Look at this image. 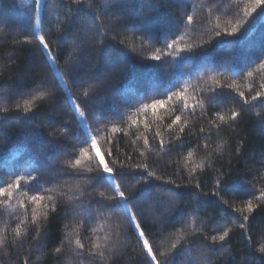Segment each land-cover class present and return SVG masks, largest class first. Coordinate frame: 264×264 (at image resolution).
Segmentation results:
<instances>
[{
  "label": "trees",
  "instance_id": "1",
  "mask_svg": "<svg viewBox=\"0 0 264 264\" xmlns=\"http://www.w3.org/2000/svg\"><path fill=\"white\" fill-rule=\"evenodd\" d=\"M253 6L254 0H83L80 5L42 0L39 34L49 44L46 50L58 75L35 32L37 1L0 0V178L5 182L22 178L10 207L0 197V264H88L87 250L116 242L118 224L119 246L114 253L105 250L111 258L98 264H149L124 215L101 212L93 203L100 199L99 191L111 189L106 184L93 189L80 177L96 173L81 170L77 175L68 168L89 138L72 103L83 111L86 127L97 135L106 160L115 159L114 167L121 162L131 166L118 182L139 210L158 260L264 262L259 251L264 245V201L252 199L253 193L259 196L264 191V99L244 104L235 91L223 87L233 84L248 99L261 90L264 6L245 15V8ZM188 15L193 25L187 23ZM237 22L239 31L224 35ZM172 40L177 42L174 49L185 51L172 50L159 62L150 59ZM181 89H187L185 100L174 98L155 114L151 108L136 114L134 106L141 101L166 99ZM211 89L218 94L215 103ZM40 96L44 98L37 99ZM198 101L203 107L193 112L191 106ZM185 102L188 108L183 107ZM26 106L31 110L25 112ZM232 111L240 113L235 121L227 119ZM217 113L226 121L216 119ZM134 114L139 123L129 128V116ZM175 115L181 116V123L168 128ZM112 126L123 131L112 133ZM97 128L102 131L97 133ZM201 163L203 171L197 167ZM144 165L147 169L138 167ZM32 177L50 189L41 194L53 197L55 212L53 201L30 203L28 198L36 194L28 190L35 187ZM217 178L222 185L219 198L212 195ZM250 199L258 206L245 213L249 221L244 222L232 207L243 208ZM227 229L231 232L225 241L211 242ZM109 235L111 242L105 240ZM76 239L85 245L83 257L73 254ZM56 248L61 249L59 254Z\"/></svg>",
  "mask_w": 264,
  "mask_h": 264
},
{
  "label": "snow or ice",
  "instance_id": "2",
  "mask_svg": "<svg viewBox=\"0 0 264 264\" xmlns=\"http://www.w3.org/2000/svg\"><path fill=\"white\" fill-rule=\"evenodd\" d=\"M83 0H72V3L80 5L82 4ZM264 6V0H254V6L251 9L245 8V15H251L252 12L256 11V8ZM71 10V9H70ZM187 23L189 25H193V17L191 15L187 16ZM220 25L217 22L216 28H219ZM241 25L239 22L234 24L232 26L231 31L225 30L224 35L227 36H233L235 35ZM216 37L221 36L220 31L215 32ZM115 38V37H114ZM27 42V41H25ZM123 42V41H121ZM39 43L43 46L44 49H49V44L45 41V38L43 36L39 37ZM176 40H172L171 42L165 41V47L164 49H157L153 55L150 56V59L153 61H161L164 56H171L172 50H176L179 52L185 51V49H174V46L176 44ZM202 46V45H201ZM191 51V48L188 49ZM175 59V57H173ZM189 60L194 59V57H188ZM163 66V65H159ZM261 68H264V64H261ZM249 76H252L253 73L249 72ZM211 79V78H210ZM215 83L220 86L219 81H215ZM223 87H226L227 89H230L232 91H235L236 94L240 97L241 100H243L244 104H249L254 101L262 100L264 99V81H262L259 85L261 90H257L254 95H251V98L248 99L245 97L244 92L239 91L238 88L234 87L233 84H228ZM211 91L214 93L211 102L215 103L217 100V95L215 89H211ZM187 92V89H181L180 91H174L171 95H167L165 98H157L153 99L150 103H145L143 101L140 102L139 105H135L136 107V114H146L147 110L149 108L152 109L153 114H155L156 110L159 108H164L165 105H169L171 102H173L174 98L179 100H185V93ZM223 94V93H220ZM83 96L85 98V103L87 102V99L89 97V91L85 90L83 93ZM43 96L37 97V99H43ZM203 107V101H198L197 103L193 104L192 110L195 112L196 107ZM19 107V106H17ZM184 108H188L189 105L185 102L183 105ZM30 106L25 107V112L30 111ZM173 112L176 111V109H171ZM75 111L79 112L81 116H83V111L80 109L79 105L75 106ZM124 115H127L125 113ZM240 115L237 111H232L230 117L227 119H230L232 121H235L237 117ZM121 120H123V116L120 117ZM216 119H218L220 122H225L226 117L222 113L216 114ZM128 127L132 128L138 125L139 121L136 118V115L129 116L128 120ZM181 123V116L175 115L174 119L171 120V123L167 125L168 128H172L174 125H179ZM213 124H215V121H213ZM108 125H105V128H107ZM147 127V125H145ZM218 127V126H217ZM102 129L97 128L96 132H101ZM110 131L112 133H118L120 131H123V129L112 126ZM180 132L184 131L183 127L179 128ZM201 132H203V128L201 129ZM127 135V132L125 133ZM156 136H160V133L157 132ZM139 139V137H138ZM179 139V137H177ZM110 140V138H109ZM135 143V142H134ZM143 143L145 148L148 147V137L145 136L143 138ZM207 147V144H205V148ZM160 149L164 150V140L163 137H160ZM150 151V149H149ZM167 151H172V149H168ZM78 155H76L73 160L68 164V168H70L73 172H76L77 175H79L80 171H87L88 173H96V175H89V176H82L80 178L85 179L89 181V183L92 185L93 189H96L98 187L102 188L106 184L109 189H111L110 193H106L105 191H99L98 196L100 197L99 200H93V203L96 204L97 208L101 212H107L111 215L120 216L121 214L124 215V217L127 219L129 226H131L135 231L134 235L137 238V243L142 247L144 252L146 253V257L149 258V264H172L171 260L166 261H160L157 259V256L153 252V247L149 242V238L146 236L145 230L141 226V222L139 220V210L136 209L135 205L131 203V199L128 195H126V191L122 189V184L118 181H121L125 176H127L129 173L125 171L126 168H130V165H126L125 163L121 162L118 167H114L116 165L115 159H109L106 160L105 155L101 154L100 148L98 146V138L97 135L93 134L88 139L84 140L83 144L78 148ZM144 153H141L143 155ZM191 155V154H189ZM108 157H112L113 153L112 151L107 152ZM128 159H131V157H128ZM87 161L88 166L84 167L83 162ZM112 165V166H110ZM138 167H144L147 169V166H138ZM203 171L205 165L203 163L197 165ZM210 167V165H209ZM66 171V170H65ZM149 175H152L151 172L148 173ZM21 179L20 177L12 180L11 182H5L2 178H0V197H4L3 203L5 207L11 206V201L13 200L14 193H17L20 190L21 187ZM32 181H35V187L32 189H28L29 191H34L36 194L29 197V201L32 204L39 205L41 202L45 201L47 199L48 201H53V197L51 195H48L47 197L41 192H47L50 191V189L43 188V186L40 184V181L37 177H32ZM180 185L177 184L176 187H179ZM195 187L199 189L201 187V184L199 182H196ZM215 189L212 193L213 196L220 197L221 191H222V185H221V179L217 178L215 182ZM79 199V197H77ZM252 199H255L257 201H264V191L260 192L259 196H256L254 193L252 194ZM252 199L248 200L243 208H236L232 207L233 212H239L242 217L243 221L247 222L249 221V215L251 214L255 207L258 205H254L252 202ZM227 206V202H224ZM20 207L26 208L23 201H20ZM47 205H44V208L47 209ZM35 213V208L32 210ZM52 212L56 211L55 202L52 203ZM248 213V214H245ZM45 218L47 217V212L44 213ZM82 219V218H81ZM33 224H36L37 222V216L33 215L32 217ZM240 223V227L242 229L246 228V223ZM40 225L37 224V236H40L39 232ZM119 228L120 225H117L116 230V242H113L111 246H109V243H105L103 245L101 244H95L92 248L87 250V257H90L91 259L88 260V264H98L100 260H105L106 258H111L110 256L106 257V251L107 253H114L118 248V241H119ZM16 236L19 237L21 235V227L17 225V227L14 229ZM75 231V230H74ZM231 232V229H227L222 231V233H219L218 235H214L212 237L211 242L213 244L217 242H223L226 240V238L229 236V233ZM68 235L71 237L73 233H68ZM106 241H112V237L106 236ZM0 244H3V240H0ZM172 248H176V244L172 245ZM106 250V251H105ZM261 253H264V245H262L259 249ZM55 252L59 254L61 252L60 248H56ZM73 254L77 257H83L85 255V245L81 243L79 239H76L75 241V247L73 249ZM163 255V253H161ZM27 264V262H25ZM70 264V262H69ZM264 264V262H262Z\"/></svg>",
  "mask_w": 264,
  "mask_h": 264
},
{
  "label": "rangeland",
  "instance_id": "3",
  "mask_svg": "<svg viewBox=\"0 0 264 264\" xmlns=\"http://www.w3.org/2000/svg\"><path fill=\"white\" fill-rule=\"evenodd\" d=\"M36 1H37V10H36V19H35L34 27H35V32H36V34H37V36H38V38H39V37H40V34H39V21H40V15H41L42 0H36ZM45 51H46V53H47V55H48V57H49V59H50V62H51V64H52L53 68L56 70V66H55V64H54V62H53L51 56L49 55V53H48V51H47L46 49H45ZM56 72H57V74H58V71H57V70H56ZM58 75H59V74H58ZM60 80H61V79H60ZM61 81H62V80H61ZM72 104H73V108H74V110H75V106H76V105H75L74 103H72ZM75 113H76V115H77V118H78V120H79V123H80L81 127L84 129V131L86 132L87 136L90 137L91 134H90V132L88 131V129H87V127H86V124H85V121H84L83 117L80 115L79 112H76V111H75Z\"/></svg>",
  "mask_w": 264,
  "mask_h": 264
}]
</instances>
